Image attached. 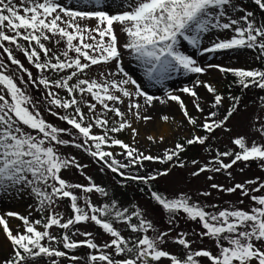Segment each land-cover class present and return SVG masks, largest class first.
<instances>
[{"label": "snow or ice", "instance_id": "1", "mask_svg": "<svg viewBox=\"0 0 264 264\" xmlns=\"http://www.w3.org/2000/svg\"><path fill=\"white\" fill-rule=\"evenodd\" d=\"M252 2L259 17L242 0H0V202L33 201L26 215L0 214L9 247L0 264H264V178L238 182L232 171L251 162L264 171V115L250 118V135H235L231 147L213 151L216 133L232 132L243 97L201 78L215 69L231 74L242 93L264 91V67L209 62L219 53L250 52L264 65V0ZM125 56L143 80L164 88L163 96L150 94L125 68ZM177 75L196 79L166 88ZM173 103L180 121L153 114L157 104ZM157 119L175 124V134L169 141L146 132L147 146H139V126ZM125 132L130 142L119 138ZM195 146L209 158L186 159ZM69 149L89 157L101 174L120 177L121 188L142 185L145 205L122 201L97 183L89 163ZM190 166L192 178L208 174L206 188L192 194L156 187ZM72 170L85 182L65 179ZM217 175L229 183L214 182ZM213 192L239 199L217 202ZM157 207L167 216L166 230L152 218ZM10 218L20 223L13 227ZM181 220L199 227L177 231ZM205 239L212 247H193ZM81 248L86 255L77 254Z\"/></svg>", "mask_w": 264, "mask_h": 264}, {"label": "rangeland", "instance_id": "2", "mask_svg": "<svg viewBox=\"0 0 264 264\" xmlns=\"http://www.w3.org/2000/svg\"><path fill=\"white\" fill-rule=\"evenodd\" d=\"M243 4V3H242ZM244 6V4H243ZM246 7V6H244ZM248 9V8H247ZM250 10V9H248ZM111 11V10H109ZM257 16H260V13L257 14ZM90 23H95L94 21ZM117 30H119L117 28ZM121 40H123V37L121 36ZM189 52L192 51V49H188ZM252 53L245 52L243 54H236V53H230V52H224L217 54L211 61L212 63L221 64L225 67H235V68H255L260 66V63L258 61H254L252 58ZM202 62L204 61V58H199ZM125 68L136 78L140 79L142 83L144 84L146 90L150 94L155 95H164V88L160 87L159 85H151L148 84L147 81L143 80L142 74L139 73V70L135 64V62H129V59L127 56H125V62H124ZM231 74H221L219 71L213 69L210 70L209 73L201 77L202 79L210 80L215 84V86L220 90L223 94L228 95L229 92L231 94L235 95L233 91L229 89L228 84V77ZM196 79L195 76H183V75H177L174 79L169 80L166 82L165 87L169 90H176L185 84H190L192 80ZM198 92L201 94V96L206 97L209 101L211 100V97L209 94L206 93V90L203 88L198 89ZM264 96V91H261L259 89H251L247 91L245 94H242V103H241V110L239 114L234 115V117L230 120L229 126L232 128V132L225 134L221 132L216 133V138L212 141L211 147L213 148V151L216 148H219L221 151L225 150L228 147H231L230 139L231 137L235 135H250L249 132V123L250 118L253 116L254 113L264 115V113H260L258 105L260 104V97ZM185 101L189 104V108L191 109V103L190 98L184 97ZM247 106V107H245ZM160 113H168L170 115H174L176 121H180L182 119V115L179 112L178 106L174 103L171 105V107H166L157 104V108L154 111V115L158 117ZM49 120H52L54 123H57L60 126H63L62 122L56 121L53 117H48ZM140 127V145L139 146H147V141L144 139L145 133H151L153 131L158 133H163L166 135V137L171 140L172 136L175 134V128L176 125L172 124L170 126H161L159 120L157 119L154 123L145 126H139ZM119 138L124 140L125 142H130V135L125 132L119 134ZM163 147V146H161ZM153 152H155V148L153 147ZM69 152L72 154H75L82 160L84 163H89V168L87 169L88 175H91L97 183H102L106 185L110 190H114L115 195L119 197L122 201L125 202H131V203H139L141 206L145 205L146 197H144V194L140 191H137L133 188H121L118 184H116L109 173L107 174H101L98 170V165L92 164L90 162V158L83 155L82 153L78 152L75 149H69ZM186 159L196 158L200 159L202 162L209 158V154L204 152V150L199 147L195 146L189 149V151L186 154ZM152 167H160L159 165H153ZM245 168L244 173H240L239 169ZM193 169L191 166L185 170H177L178 175L176 173H173L168 178H161L157 184L156 187L160 190H166L171 191L173 187H180L183 188L185 191H190L192 194H195L197 189H204L207 187V185L211 182L206 180V175L208 174H202L198 178H192L190 176V172ZM233 174L235 175L236 181L242 182L245 179L249 178H255V177H261L264 178V171L260 169V167L257 165L256 162H251L249 167H245L244 163H238L237 166H234V169L232 170ZM64 178L71 180L73 182H80L84 183L83 177L79 175L78 172L75 170H72L71 172L64 173ZM187 178V183H184V179ZM214 182L221 183L227 185L229 183L226 175H217ZM214 197H219L217 202H222L225 200H231L233 202L237 201L239 199L238 194H234L232 196H223L221 194H218L216 192H213ZM194 198H196L194 196ZM204 199V198H200ZM246 203L247 198H245ZM208 202H212L209 198ZM33 203L32 200H30L28 197H25L23 200H6L3 202H0V214H3L7 211H16L23 215L27 214L28 205ZM66 209L62 206L61 211H65ZM150 211L152 209L150 208ZM152 218L155 220L157 227H159L161 230H166L168 228L167 225V216L162 212L161 209L158 207L155 208V211L152 212ZM11 219V218H10ZM20 222L16 221L15 219H11V224L13 227L18 225ZM198 225L191 223V222H185L184 220L180 221L179 228L177 231H186L191 232L193 229H198ZM88 230L91 231H98V229H94L92 226L88 227ZM173 236L176 235L175 232L172 233ZM103 239H108L107 236L103 237ZM98 243L100 240L97 241ZM167 249L171 252H175L177 250V246L169 242L168 245H166ZM194 248L197 247H212V242L205 239L203 241V244L201 245L199 242L197 244L193 245ZM9 247L8 242L6 241V238L4 237L3 233L0 232V255L6 256L8 254ZM87 249L81 248L77 250V254L80 256H84L87 253ZM64 264H67V261L64 262ZM164 264H167V261L164 262Z\"/></svg>", "mask_w": 264, "mask_h": 264}, {"label": "trees", "instance_id": "3", "mask_svg": "<svg viewBox=\"0 0 264 264\" xmlns=\"http://www.w3.org/2000/svg\"><path fill=\"white\" fill-rule=\"evenodd\" d=\"M242 3L244 4V6H246V8L250 9L251 11H254L256 12V14H259V10L257 8V6L252 2V0H242ZM258 67H264V65H260ZM228 84H229V89L231 91L234 92L235 95H242V94H245L247 91L251 90V89H254V88H250L248 90H245L243 93L241 92L240 88L236 87L235 84L233 83L234 81V77L232 75H230L228 77ZM112 178V180L116 183L117 180L120 179V177L118 176H115V174H112L110 172H108ZM117 184V183H116ZM142 187V185H137V184H129L127 187L125 188H133L137 191H139V188Z\"/></svg>", "mask_w": 264, "mask_h": 264}]
</instances>
